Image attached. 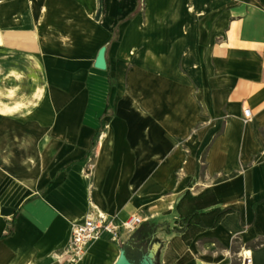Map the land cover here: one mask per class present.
I'll use <instances>...</instances> for the list:
<instances>
[{
    "label": "crops",
    "instance_id": "obj_1",
    "mask_svg": "<svg viewBox=\"0 0 264 264\" xmlns=\"http://www.w3.org/2000/svg\"><path fill=\"white\" fill-rule=\"evenodd\" d=\"M174 1L92 0L93 29L70 38L61 19L86 12L65 0H0V235L22 205L0 264H67L93 204L173 223L189 187L239 212L191 244L161 226L163 264H241L233 246L264 239V0ZM132 231L74 264H116ZM246 249L264 264V241Z\"/></svg>",
    "mask_w": 264,
    "mask_h": 264
},
{
    "label": "trees",
    "instance_id": "obj_2",
    "mask_svg": "<svg viewBox=\"0 0 264 264\" xmlns=\"http://www.w3.org/2000/svg\"><path fill=\"white\" fill-rule=\"evenodd\" d=\"M141 0H138L140 5ZM140 7V6H139ZM133 16V13L129 15ZM117 36V28L115 30ZM109 102L106 112H108ZM100 125L92 135L91 145L88 150L96 145V139L101 133ZM190 181V186H192ZM49 185V183H48ZM28 198L25 200L27 201ZM24 201V202H25ZM22 208L18 206L14 211L8 230L0 235V238L10 235L14 230V221L17 213ZM178 216L173 223L158 220H143L131 232L129 237L122 241V248L128 259L134 264H140L144 256L151 250L155 242V234L161 226H165L168 231L179 232L187 244H191L199 232L207 228L217 226L221 220L232 211L239 212L235 206L224 205L213 187H206L199 192H193L191 187L187 188L176 203ZM179 255L165 258L164 264H170Z\"/></svg>",
    "mask_w": 264,
    "mask_h": 264
},
{
    "label": "built area",
    "instance_id": "obj_3",
    "mask_svg": "<svg viewBox=\"0 0 264 264\" xmlns=\"http://www.w3.org/2000/svg\"><path fill=\"white\" fill-rule=\"evenodd\" d=\"M246 118H251V108L244 107ZM144 220L140 213H132L126 218L120 219L116 215L108 213L98 207L97 204L86 211L77 219L72 220L71 236L66 251V263L74 264L85 254L89 243L108 234L112 239L119 240L124 231H132ZM244 264H251L250 256L243 258Z\"/></svg>",
    "mask_w": 264,
    "mask_h": 264
},
{
    "label": "rangeland",
    "instance_id": "obj_4",
    "mask_svg": "<svg viewBox=\"0 0 264 264\" xmlns=\"http://www.w3.org/2000/svg\"><path fill=\"white\" fill-rule=\"evenodd\" d=\"M163 2H172L174 0H162ZM65 4L66 5H59L58 9H64V10H69L66 12V15H72V16H76V11L77 9H81L83 10L84 12H86V17L81 14L80 17H78V19H73L72 17L70 19H67V18H62L60 21L61 23L64 22L63 24L65 25V29H69V32L72 33V35H69L70 38L73 36V35H78L79 33H84V32H88L90 30L93 29L94 27V20L90 18V13H89V10L91 9V7L93 6V3L92 0H65ZM175 2V1H174ZM142 3H140V7H142ZM178 5V3H177ZM82 13V12H81ZM78 15V14H77ZM79 16V15H78ZM62 24V25H63ZM86 27V28H84ZM84 29V31H83ZM86 29V31H85ZM71 40V39H70ZM69 40V41H70ZM58 48V47H57ZM66 52V50H64ZM78 52H87V51H78ZM91 166V169L94 167V163H91L89 164ZM48 170H50V172L52 171V168H46L44 171L47 172ZM43 170H41L40 172H42ZM43 171V172H44ZM155 242H158L159 240V237L158 236H155ZM264 239H258L256 240L255 242H252V243H242L240 244V246L238 247L237 244H235L231 250V256H234V258H232V261L236 259L240 260L241 261V264H244L243 263V257L240 255L239 256V253L242 252V250H244L245 248H249L250 246H255L257 244H260L261 242H263ZM216 247H219V245H214ZM247 246V247H246ZM221 248V247H220ZM154 249V248H153ZM233 254V255H232ZM152 260L149 264H163L162 262V256H161V253L160 251H154V255L151 257ZM147 264V263H145ZM234 264V263H233Z\"/></svg>",
    "mask_w": 264,
    "mask_h": 264
},
{
    "label": "water",
    "instance_id": "obj_5",
    "mask_svg": "<svg viewBox=\"0 0 264 264\" xmlns=\"http://www.w3.org/2000/svg\"><path fill=\"white\" fill-rule=\"evenodd\" d=\"M106 52H107V44H103L98 53H97V56H96V59H95V65L97 67H100V68H103V69H106L108 67V61H107V55H106ZM154 246V245H153ZM123 250V254H122V257L118 260V262L116 264H134L133 262H131L128 257L126 256L125 254V251L124 249L122 248ZM154 255V250H153V247L151 248V250L144 256L143 260L141 261L140 264H149L152 260V256Z\"/></svg>",
    "mask_w": 264,
    "mask_h": 264
},
{
    "label": "bare ground",
    "instance_id": "obj_6",
    "mask_svg": "<svg viewBox=\"0 0 264 264\" xmlns=\"http://www.w3.org/2000/svg\"><path fill=\"white\" fill-rule=\"evenodd\" d=\"M246 252H247V253H251L252 251H251V249L247 248V249H246Z\"/></svg>",
    "mask_w": 264,
    "mask_h": 264
}]
</instances>
